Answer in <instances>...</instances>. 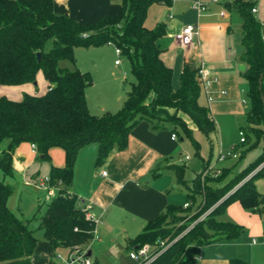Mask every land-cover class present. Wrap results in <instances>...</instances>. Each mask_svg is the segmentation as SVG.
Wrapping results in <instances>:
<instances>
[{"label":"trees","instance_id":"obj_1","mask_svg":"<svg viewBox=\"0 0 264 264\" xmlns=\"http://www.w3.org/2000/svg\"><path fill=\"white\" fill-rule=\"evenodd\" d=\"M172 1L120 0L118 15L104 17L93 24H81L56 14L53 0H0V85L34 84L39 71L47 83V92L43 95L24 93L18 102L0 97V264H31V256L40 240L52 249L48 264H57L54 260L57 252L92 239L95 224L85 219L77 206V198L67 192L81 148L96 144L95 163L101 165L111 153L126 150L130 131L141 121L148 122L153 130H163L170 124L175 136L178 129L188 137L193 130L200 131L206 138L215 133L216 125L209 110L198 103L199 67L191 61L186 63L179 86L174 89L172 69L162 61V50L158 45L159 39L165 36V25L157 23L151 29L144 26L151 4L171 7ZM253 6L249 0L222 2L227 12L237 14L241 20L242 53L239 59L247 65L241 77L249 101L245 114L248 133L244 141L251 136L258 139L264 135H260V128L264 127V108L260 99L261 94L264 96V24L254 18ZM107 44L114 45L128 60L135 83L130 85L125 102L116 113L94 116L89 112L85 98L86 89L93 83L90 74L60 69L58 62L73 61L76 47ZM22 143L35 144L37 155L43 161L49 160L51 148H60L64 152V166L51 167L48 175V185L56 189L55 195L47 203L43 199L31 218L8 206L13 188L6 179L14 175L12 155ZM263 164L264 150L238 176L229 177L228 170L223 169L217 179L201 182L200 176L207 167L204 165L186 194L189 206L167 205L137 236L126 240V249L149 245L155 252L161 241L178 238L210 208L213 209L206 219L196 222L168 248L177 247L170 264L192 263L200 248L238 238L242 228L219 221L217 217L233 201L251 213L264 211V195L254 185V179L264 174V166L259 168ZM164 168L173 172L177 183L181 181L183 166ZM201 187L203 192H200ZM196 190L202 201L191 213ZM42 206L44 211L41 213ZM187 215L189 218L184 220ZM38 232L42 234L40 240L36 236ZM229 264L246 263L231 259Z\"/></svg>","mask_w":264,"mask_h":264},{"label":"crops","instance_id":"obj_2","mask_svg":"<svg viewBox=\"0 0 264 264\" xmlns=\"http://www.w3.org/2000/svg\"><path fill=\"white\" fill-rule=\"evenodd\" d=\"M222 2L219 0L216 4L220 7L219 10L211 9L203 15H197L190 8V0H186L187 11L178 17L180 25L168 22V25H165V36L158 41L162 50L160 57L164 64L172 69L174 89L178 88L182 69L189 61L208 72V85L205 89L200 87L198 103L209 110L213 120V113L221 109L224 115H242L240 104L237 102L239 91L243 92V89H239L238 75L241 77L247 69L246 65L244 71H238L240 56L237 59L228 52V38L232 31L229 25L225 24L232 13L222 7ZM53 9L56 14L67 16L81 24H93L104 17L118 15L121 4L120 0H53ZM222 11L225 13L224 17L219 15ZM168 17L172 19L173 14L170 13ZM147 23L146 17L144 26L151 29ZM187 24L198 27V36L190 46L183 48L175 42L174 36ZM120 64L119 62L115 65ZM34 87L36 85L33 84L0 85V97L18 102L24 93H46L36 94L38 90ZM171 135L172 133L167 131L153 130L148 122L141 121L130 131L126 150L111 153L101 165L95 163L96 155L92 159V148L85 150L91 144L79 150L67 192L75 196L78 202L91 208L96 239H93L89 246L88 256L93 263L124 264L130 260L128 253L131 250L126 249V240L137 236L146 223L162 213L167 205H175L170 191L172 180L163 179L162 172L157 171L154 174V171L163 165H174L170 162L175 144ZM48 156L49 160L43 161L38 155L32 154L29 143L20 144L12 155L14 175L6 179L13 188L8 206L24 217L18 188L38 187L39 182L48 177L51 167L64 166V152L60 148L49 149ZM42 164L46 165L43 175L40 174ZM103 171L106 172L105 176L101 174ZM228 172L229 177H232L231 170ZM35 199L38 208L43 202V196L37 192ZM217 219L220 220L219 217ZM253 240L252 244H256ZM231 241H218L200 248L194 261L189 264H229V260L237 259ZM94 246L96 250L93 249ZM176 251L175 247L168 249L152 264H170ZM52 253L49 245L38 241L31 256V264H48Z\"/></svg>","mask_w":264,"mask_h":264},{"label":"rangeland","instance_id":"obj_3","mask_svg":"<svg viewBox=\"0 0 264 264\" xmlns=\"http://www.w3.org/2000/svg\"><path fill=\"white\" fill-rule=\"evenodd\" d=\"M202 1L207 2V0ZM252 2L257 10V13L253 14L254 18L258 22L264 24V0H253ZM187 7L186 0H173L172 7L153 3L147 11V22L150 25L148 26L147 23V26L153 28L157 23L168 25V22L179 26L180 20L178 17L187 11ZM219 8L220 7L216 4H210L208 6L209 11L211 9H216L217 11ZM170 13L173 14L172 19L168 17ZM240 23L241 20L239 16L232 13L225 24L226 26L229 25L232 31V34L228 38L230 48L228 52H230L229 54L232 57L237 59L241 54ZM218 58L219 57L216 55V59ZM115 60H118L121 64L115 65ZM58 67L69 71L79 70L80 72H88L90 74L93 85L86 89L85 98L88 110L94 116H101L104 113H116L118 108L124 104L130 85L135 83V78L131 74L128 60L123 56H117L115 54L114 45L88 48L76 47L73 49V61L60 60L58 62ZM237 68L238 71L242 72L245 70L246 64L242 61L238 62ZM238 79L239 89H243V92L239 91V98L237 101L241 107V116L234 117L224 115L222 109L215 111L213 113V118L216 124V131L209 138H206L198 130H193L190 137L186 136L180 129L176 131V139L173 140L175 141L174 150L171 154L170 162L174 163V165L183 166V177L181 181L177 183L172 171L164 168V165L159 169V172L163 173V179L172 180L170 191L175 205L182 206L185 201L188 202L186 194L189 192L190 188L193 187V179L201 172L204 165L207 166L205 168L213 165L215 169H219V173L214 175L215 169L208 170V173L205 174L203 178L201 174L199 179L201 182L204 180L212 181L217 179L222 174V168L231 170L232 177H235L252 165L263 152L264 135L258 139L251 136L249 140L246 139L245 143L239 142V131L242 130L244 136L248 133L245 114L249 109V101L247 98L245 81L239 75ZM35 83L36 87H34V89L36 88L38 90L36 94L47 92L46 82L41 71L36 74ZM215 101L216 100H214V102ZM172 129L173 127L170 124H166V128L162 131H167L171 134ZM260 129V135L264 134V127ZM89 148H92V159H94V156H97L98 147L96 144H91L86 147L85 150H90ZM220 153L224 158L218 161L217 157ZM229 153H238V156L237 158L227 156ZM185 157H187V159H185ZM44 166L46 167V165L42 164L40 168L41 175L45 173ZM263 166L264 165L259 168ZM257 169L255 171H257ZM241 183L236 185L233 190H236ZM254 185L258 192L264 195V174L254 179ZM18 189L21 199L20 206L27 218H31L36 212L35 197L37 192L40 193L41 197L43 196L46 203L49 201L38 187L25 186ZM200 190V192H203V187H201ZM194 193H196V199L192 206L191 213L197 210V206L202 201L201 195H199L200 193H198L197 190ZM11 209L13 208L11 207ZM212 209L213 208H210L204 212L195 222L206 219ZM43 211L44 206H42L41 213ZM188 218L189 215L185 216L184 220ZM219 219L223 222L226 221L239 225L242 228V233L239 237L231 241L236 258L244 261L246 264H264V211L260 213L245 212L239 202L233 201L223 209L222 213L219 215ZM41 235L40 232L36 234L39 240ZM180 237L179 235L178 238ZM178 238L173 240L176 241ZM253 239L257 242L256 244H252ZM95 247L96 246L93 247L94 250H96ZM175 248L177 249V247ZM171 251L173 250L171 249ZM124 264H133V262L128 260Z\"/></svg>","mask_w":264,"mask_h":264},{"label":"built area","instance_id":"obj_4","mask_svg":"<svg viewBox=\"0 0 264 264\" xmlns=\"http://www.w3.org/2000/svg\"><path fill=\"white\" fill-rule=\"evenodd\" d=\"M219 0H207V2H203L202 0H190V8L196 12L197 15H203L207 12L208 6L210 4H217ZM253 1V0H249ZM251 13L255 14L257 13L256 7L253 6L251 9ZM220 17H224L225 13L222 11L220 12ZM198 36V27L194 24H187L184 26L181 31H179L175 36L174 40L180 47H188L190 46L194 39ZM116 55H120V51L118 49H115ZM115 64H119V61L116 60ZM198 83L201 88H206L208 85L207 77L208 72L205 71L202 68H199L198 71ZM239 142L244 143V133L242 130L239 131ZM171 139L175 140L176 136L174 134L171 135ZM31 153L34 155H37V148L35 144H30ZM227 156H232L233 158H237L238 153H229ZM224 156L220 153L217 157V160H222ZM187 159V157H186ZM215 169L213 165L208 166L203 172H202V178L205 176V174L208 173V170ZM214 175H217L219 173V169H215ZM102 176H105L106 172H101ZM49 178L45 177L43 180H41L38 184L39 189L43 192L45 197L47 199H50L54 197L56 189L53 187H50L48 185ZM189 202H186L183 205V208H187L189 206ZM77 206L80 208L81 212L84 214V217L86 220H89L95 224V220L93 216L90 213V206H85L77 201ZM196 222L190 224L187 229L181 234L183 235L186 233L189 229L193 227V225ZM76 230V229H75ZM180 235V236H181ZM93 239H96L95 229L92 232V239H90L87 243L83 245L73 246L71 248H68L66 250L57 252L54 255V260L57 264H93L90 257L88 256V250L89 246L92 243ZM175 240H171L169 242L161 241L159 243V249L155 252H152L151 247L149 245H144L140 248L133 249L128 253V258L134 262V264H151L156 260V258L163 253L165 250H167L174 242ZM253 243H255V240H253Z\"/></svg>","mask_w":264,"mask_h":264},{"label":"water","instance_id":"obj_5","mask_svg":"<svg viewBox=\"0 0 264 264\" xmlns=\"http://www.w3.org/2000/svg\"><path fill=\"white\" fill-rule=\"evenodd\" d=\"M37 58L39 60V55H37ZM33 85H36V83H34ZM261 89V78L259 80V90ZM260 99H261V102H262V105H263V108H264V96L261 94L260 95ZM41 158V157H40Z\"/></svg>","mask_w":264,"mask_h":264}]
</instances>
